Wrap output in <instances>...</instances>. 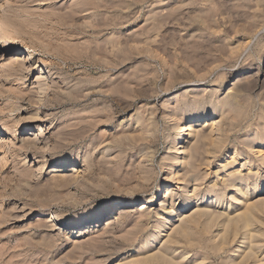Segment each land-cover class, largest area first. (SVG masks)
Returning <instances> with one entry per match:
<instances>
[{"label": "rangeland", "instance_id": "374dc122", "mask_svg": "<svg viewBox=\"0 0 264 264\" xmlns=\"http://www.w3.org/2000/svg\"><path fill=\"white\" fill-rule=\"evenodd\" d=\"M83 3L89 8L78 11ZM38 68L48 74L46 93ZM202 97L220 101L207 103L195 128L206 133L230 101L223 116L243 123L222 147L241 148L245 124L264 113V0H0V264H153L142 255L153 246L138 243L154 230L157 204L138 202L89 223L85 236L73 233L116 199L161 193L173 165L168 115L175 110L177 122ZM54 147L86 163L62 167ZM218 163H201L200 186L226 191L209 208L219 219L193 224L180 264H223L227 251L213 254L208 240L228 215L250 209L255 221L245 229H264V195L249 191L233 209Z\"/></svg>", "mask_w": 264, "mask_h": 264}, {"label": "bare ground", "instance_id": "6f19581e", "mask_svg": "<svg viewBox=\"0 0 264 264\" xmlns=\"http://www.w3.org/2000/svg\"><path fill=\"white\" fill-rule=\"evenodd\" d=\"M88 8L89 7L83 3L82 6L77 10L82 11L87 10ZM63 18L65 17L63 16ZM95 24L96 25L93 26H98V21ZM18 60H20V58L18 59L16 56L14 61L18 62ZM42 69L43 68H38V71L44 75L40 80L43 85H46L48 82V74H46L45 71H42ZM109 69H112V67ZM241 79H236V82L240 81ZM40 89L41 93H46L48 84L47 87H41ZM185 98L183 97L182 99ZM39 99L42 100V98ZM219 101L220 100L213 101V99H205L202 97L200 99L196 98L190 102H187L184 106L186 112L181 117V119L177 120V122L175 110L172 109V112L168 115L169 121L173 122V132L176 130L177 135L176 133L174 135L173 132H170L165 140L168 147L167 158L169 163L173 165L170 167V178L165 181L163 180V183L167 182L169 184L165 185L161 193L158 192L156 194L153 191L151 195L141 199H137L135 197L130 199H116L110 205L101 208L99 211L89 215V217H82L78 222L80 224V222L83 221V225L79 227V229H76V233H73V236H85V234L89 232V227H92V225L98 226L102 220L106 219L108 214H112L110 217L113 218L116 212H120V210L135 206L138 202H140L139 206L141 208H153V205L157 204L159 205V209L157 212L155 211L156 219L154 230H151V233H149L142 241L138 243L140 249L153 246L149 250L151 252L147 254L142 253L143 259H147L148 262H153V264H180V262H183L190 256L189 249L182 248L185 247L182 242H189L191 240L194 242L196 233H198L194 230L193 224H197V221H203L204 227H208L214 220L219 219V216L213 215L211 213L212 210L210 211L209 208L212 204L216 206L222 205L223 200H225V197H227L226 191L223 192L219 190L215 187L214 183L207 184L205 187L201 188L200 183L202 180H204L206 174L203 173V171H200L201 163L208 162L210 164L214 162V159L219 158V163L214 175H225L223 180V188H225V190L228 188L231 189V193L229 192V201H231L229 206H233V209H235L234 207H236L237 204L241 203V198L247 195L249 191H253V193L255 192L257 195H264V183L262 185V182H264V176L262 177L261 175V172H264V113L260 116L258 115L259 117L257 120H248L245 124L244 128L246 133L242 139V142H240L242 143L241 148H238L236 145L232 144L233 148L232 150L230 149L231 151H224L222 147L224 146L222 145L223 142L234 129L237 127L241 128V122L243 121L242 120L238 123H234L229 121L231 119L230 116H227L228 118L223 116V108H225L226 105H229L230 101H225L218 107L220 109L219 118H211L207 132L205 131L206 133L203 131H201L203 132L201 133L197 128H195V126L199 124L198 122L205 119L207 115L208 111H203V109L207 106V103H211L210 105L212 108H216ZM14 108H12V110H14ZM226 122L228 123L226 124ZM4 123L6 124V121H4ZM149 131L147 134H149ZM191 135H193L195 140L193 139L194 143L188 145V138ZM143 137L141 139H143ZM148 139H150V137ZM33 148L36 147L33 146L32 149ZM34 151L36 152V149ZM53 152L56 157L64 158L65 163H60L62 167H66L67 165L80 166L84 164V162L86 163L87 160L86 155L76 158L78 152L75 149L64 152L58 147H54ZM219 152L221 153L219 154ZM143 155L144 157L145 155L147 157L146 153H143ZM67 156L73 157L66 158ZM144 159L146 160V158ZM240 159H243L244 161L240 162ZM245 169L247 172L244 173L242 170ZM71 170L74 173V182H77L80 176H77L76 169ZM162 185V181L157 184L159 188H161ZM194 199L200 200L201 204L198 205L199 207L197 208L196 212L195 210H191L192 206L195 204ZM172 200H175V202ZM248 205L249 204H247L246 207H248ZM245 210L246 208L237 212L233 216L231 215V217L228 215L229 219L228 217L227 220L225 218L226 222L222 223V227L216 230V233L213 231V235H211L212 241L210 239L208 240V247L213 252V254H219L218 252L222 250L227 251V256H225L223 264H264V229L260 227L249 228L253 221H255V215H252L250 209H248L246 212ZM195 213L196 215L198 214V217H195ZM61 217L62 219L65 218L64 215H61ZM8 220H10V218L6 216L1 219V222ZM89 223L94 224L91 225ZM247 226H249L247 228L248 230L245 229ZM197 238L199 239V237ZM46 240H44V242ZM199 241L200 244H202V241ZM242 246L244 247L242 250H240V247ZM192 262H189L188 264ZM197 263L198 262H193V264Z\"/></svg>", "mask_w": 264, "mask_h": 264}]
</instances>
